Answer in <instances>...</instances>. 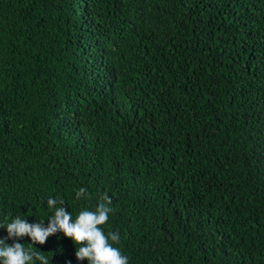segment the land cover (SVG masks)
I'll return each instance as SVG.
<instances>
[{"label":"trees","instance_id":"trees-1","mask_svg":"<svg viewBox=\"0 0 264 264\" xmlns=\"http://www.w3.org/2000/svg\"><path fill=\"white\" fill-rule=\"evenodd\" d=\"M105 196L128 264H264V0H0V225Z\"/></svg>","mask_w":264,"mask_h":264},{"label":"clouds","instance_id":"clouds-1","mask_svg":"<svg viewBox=\"0 0 264 264\" xmlns=\"http://www.w3.org/2000/svg\"><path fill=\"white\" fill-rule=\"evenodd\" d=\"M84 191L85 189L81 188L77 193L78 197ZM103 200L107 201V204L99 203L95 211H81L75 221L72 220L70 212L65 211V208L61 206L49 219L47 227H44L43 222L28 223L25 218L20 217L0 225L7 230V237L0 238V264H32L34 257L48 264L44 256L31 249H25L23 243L17 242L18 240L14 238H23L26 235L33 243L44 244L46 238L57 230L82 245L76 251L78 259H87L89 264H128V258L121 253L120 249L109 243V237L112 242L118 243L119 234L110 232L105 235L99 227L107 222L108 214L112 211L107 206L111 204V200L107 196L103 197ZM57 203L58 201L52 198L47 201L49 208ZM59 203L62 205L63 201ZM9 239L13 240L11 245L6 243Z\"/></svg>","mask_w":264,"mask_h":264}]
</instances>
